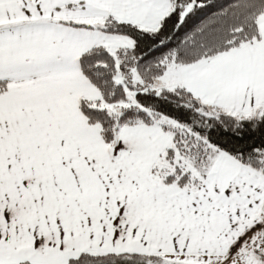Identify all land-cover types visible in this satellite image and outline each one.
<instances>
[{"label": "snow or ice", "instance_id": "snow-or-ice-1", "mask_svg": "<svg viewBox=\"0 0 264 264\" xmlns=\"http://www.w3.org/2000/svg\"><path fill=\"white\" fill-rule=\"evenodd\" d=\"M0 264H264V0H0Z\"/></svg>", "mask_w": 264, "mask_h": 264}]
</instances>
